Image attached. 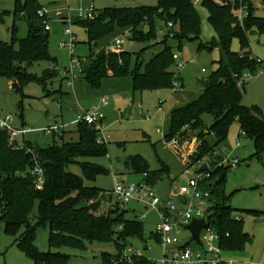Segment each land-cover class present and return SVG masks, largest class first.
I'll use <instances>...</instances> for the list:
<instances>
[{
	"label": "trees",
	"instance_id": "trees-1",
	"mask_svg": "<svg viewBox=\"0 0 264 264\" xmlns=\"http://www.w3.org/2000/svg\"><path fill=\"white\" fill-rule=\"evenodd\" d=\"M201 4L208 11L207 20L215 33L211 42L203 45L208 49L217 47L220 58L216 69L206 78L207 85L199 96L171 110L163 139H181L187 132L196 134L199 146L190 156L187 167L200 166L203 162L207 165L206 170L198 172L203 175L200 189L210 192L207 221L220 235L219 244L223 250L240 251L248 236L242 229L241 217L234 215L235 210L225 195L226 171L230 166L223 164L224 158L216 148L226 140L232 123L237 121L238 135L253 141L256 155L264 152V119L261 111L256 105L248 107L242 104L241 89L246 82L241 87L238 84L244 72L255 75L263 69V63L257 61L249 50L248 32L255 28L259 33H264V16L255 14L252 0H234V4L227 6H219L210 0H201ZM241 4L249 10L242 25L232 13V8ZM41 7L38 0L17 1L15 14H21L28 22V34L11 42L0 41V77L17 83L20 92L29 83H37L46 90L47 82L57 74L54 68L45 71L42 76H36L29 73L26 67V63L31 66L38 61L55 63V58L49 52L44 18L38 15ZM156 18H161L165 26L168 22L173 23V38L165 34L160 43L154 42L157 37ZM75 23L84 28L89 46H96L98 40L114 32L115 28H128L131 31L129 38L135 41L161 45L143 71L139 63L132 71L129 70L128 52L101 50L89 62L82 64L79 73L91 87H98L106 77L123 78L130 74L133 91L171 88L174 79L180 76L175 77V71L170 70L174 59L173 47L168 40H175L179 47L182 41L196 40L200 36V18L192 0H158L157 6L105 9L98 11L91 20L77 17ZM142 26H146V30ZM233 39L238 40L239 51L232 50ZM179 81L182 83L181 79ZM204 114L212 116L210 125L204 123ZM21 123L24 125L23 120ZM77 134L76 141L60 144L39 146L25 142L44 171L43 187L37 189L31 173L35 164L31 153L26 151L25 146L20 149L9 146L7 133L0 129V221L4 224V231L12 236L24 228L15 244L33 264H68L70 254L58 249L84 251L92 243L111 244L114 247V253L100 254L103 264H111L131 238L144 239L142 223L136 218L127 219L124 207L120 210L116 206L106 214L98 213L104 198L103 190L86 186L84 179L94 181L108 170L100 164L79 158L106 156L107 143H98L99 133L94 126L78 123ZM73 164L80 167L82 176L66 170ZM127 166L133 173L141 174L142 178L145 174V181L153 187L162 176L170 173L165 163L157 170H150L148 162L140 155L132 156ZM34 207L36 214L33 213ZM252 213L261 215L257 211ZM32 219L35 220L33 224ZM38 227L48 228V247L54 251H40L34 245ZM132 264L154 263L145 257H138L133 258Z\"/></svg>",
	"mask_w": 264,
	"mask_h": 264
},
{
	"label": "rangeland",
	"instance_id": "rangeland-1",
	"mask_svg": "<svg viewBox=\"0 0 264 264\" xmlns=\"http://www.w3.org/2000/svg\"><path fill=\"white\" fill-rule=\"evenodd\" d=\"M17 1L24 0H0V14L3 19L0 21V41L11 42L12 39L24 38L28 34V22L21 14H15ZM192 2L200 18L199 38L192 41L184 40L179 47L175 40H168V44L173 47V53H178L185 63L179 71L183 91L176 93L172 88L133 91L130 74L123 78L106 77L101 80L98 87H91L77 69L73 71L71 68L72 61L84 58L83 62L86 63L101 50L105 51V48L116 38L122 37L126 29L115 28L114 32L98 40L96 46H89L86 44L84 28L75 23L77 8L93 3L98 12L120 7L157 6L158 0H82L80 3L67 0H38L40 6L48 12L49 52L55 58V63L34 62L27 67V71L42 76L45 71L55 68L57 74L47 82L46 90L37 83H29L21 92L12 87L14 81L0 77V115L9 113L14 115L15 126L21 125L23 120L25 128L28 129L23 138L39 146L76 141L77 116L99 107L105 117L102 131L109 136L107 155L98 158H79V160L100 164L107 168L108 172L98 176L94 181L84 179V184L103 190L104 198L101 201L99 214H106L110 208L116 206L120 210L124 207L127 211L125 214L127 219L136 218L142 223L144 239L131 238L127 244L139 249L141 254L154 264H159L162 257V248L153 237H150L158 223L157 213L148 208L140 211L137 209L138 206L133 204L122 207L113 196L111 197L109 191L113 186V177L127 183L142 179L141 174L133 173L127 166L128 160L136 155L142 156L148 162L150 170L161 168L162 163L168 165L169 175L162 176L154 185V191L160 198L168 197L171 189H176L185 184L187 178L198 174L199 165L187 167L190 156L199 146L196 134L187 132L181 139L176 138L178 145L163 141V132L167 128V115L175 105V98L181 99L180 104L197 98L202 87L195 83V78L206 79L216 69L220 58L217 47L212 49L204 47L215 37L214 30L207 20L208 11L202 6L201 0H192ZM253 2L255 5L259 4V0ZM5 12L9 13L4 14ZM255 14L264 16V6L255 9ZM66 16L69 18L68 23H64ZM155 25L157 37L154 42L160 43L166 33V27L161 18L155 19ZM66 29L71 30L76 40L72 51L68 44L69 36L65 34ZM142 29L146 30V26H142ZM248 40L249 50L262 61L264 68V33L252 28L248 32ZM201 45L203 47H200ZM231 48L234 51L240 50L237 39L232 40ZM123 49L130 54L129 70L132 71L139 63L140 70L143 71L151 57L161 49V45L138 42L128 37ZM174 65L175 62L170 66V70L176 71ZM202 69L205 71L203 72ZM72 75L75 77L73 78ZM241 91L242 104L248 107L258 106L264 119V69L259 70L249 79ZM102 100L107 102V106L101 107ZM137 102H140L144 115L138 112ZM202 118L206 125L213 122L211 115L204 114ZM54 123L61 127V134L64 133L62 137L59 136L60 134L44 133L43 130ZM238 133L239 126L235 121L229 129L226 140L216 148L225 161L238 162L226 171L224 191L229 197V205L235 210L234 215L241 217L242 229L248 236V241L242 250L227 254L229 256L226 257L260 261L264 255V152L256 155L253 141L242 135L239 136ZM18 139L21 141L22 137ZM66 170L82 176L80 167L75 164L69 165ZM36 211L34 207L33 213L36 214ZM252 211H257L261 215H254ZM34 221L32 219V224L35 223ZM23 230L24 228L19 234L12 236L4 231V224L0 221V264H33V261L15 244V240ZM48 233L47 227L36 229L34 245L40 251L55 250L48 247ZM179 238L182 244L187 243L192 249L204 251V239L202 245L191 241V233L182 225ZM58 251L70 254L71 263L90 264L92 261L99 263L101 252L112 254L115 249L111 244L92 243L88 244L84 251L69 248H60Z\"/></svg>",
	"mask_w": 264,
	"mask_h": 264
},
{
	"label": "built area",
	"instance_id": "built-area-1",
	"mask_svg": "<svg viewBox=\"0 0 264 264\" xmlns=\"http://www.w3.org/2000/svg\"><path fill=\"white\" fill-rule=\"evenodd\" d=\"M68 2H81L82 0H67ZM219 6H227L229 4H234V0H210ZM253 2V0H252ZM261 6H264V0L259 2ZM254 5V4H253ZM76 16L83 20H91L97 15V9L90 3L88 6H80L76 9ZM233 15L237 18L240 25L243 24L246 16L249 15V10L242 4L232 8ZM38 15L42 18L44 29L49 30L48 25V12L44 7L38 9ZM46 17V18H45ZM69 18L66 16L64 23H68ZM166 33L168 38H173V32L171 28L174 27L172 22L166 24ZM65 34L69 36L68 44L71 48L76 42L70 29L65 30ZM131 35V31L127 28L122 33L121 38H116L107 48L106 52H116L120 53L123 49V44L127 38ZM166 35L163 36V38ZM66 43V42H64ZM173 59L175 62L174 67L176 68L175 77H179V71L184 66V62L181 60L180 55L176 52L173 53ZM84 58L72 61V70H78L80 73L81 66L84 63ZM257 61L262 62L259 58ZM264 69V68H263ZM262 70V69H261ZM204 72L205 70L202 69ZM254 75L251 72H244L238 79V84L241 85L251 79ZM74 78L75 76L72 75ZM176 93L178 91H183V84L179 79H174L171 87ZM102 104L106 105L107 102L102 100ZM139 111L143 114L142 108ZM144 115V114H143ZM103 114L100 112L99 107H94L93 109L83 112L77 116L76 123H84L86 125L94 126L98 130V143H107L109 136L103 133ZM15 117L12 114L0 115V129L5 131L8 136V145L12 148L20 149L25 146L23 136L26 134L27 130L22 126L14 125ZM45 134L61 135V127L57 124L48 125L44 130ZM159 132V129H157ZM59 135V136H60ZM22 140L19 141V137ZM164 137V132H163ZM173 138L170 141L175 145H178V140ZM26 147V146H25ZM26 151L31 153L32 159L35 164L31 169V173L34 176V183L37 189H41L44 184V171L37 164L35 156L33 155L32 149L26 147ZM238 162L234 161L232 163L223 160L224 165H229L230 167L236 165ZM203 178L201 174H195L187 178L186 183L180 185L176 189H171L169 196L166 198H160L154 191V187L145 181V174L140 181L137 182H124L118 181L113 177V186L109 191L111 197L115 198L120 206H125L127 204H133L138 206V210H143L148 208L149 210H154L158 215V223L156 224L155 230L153 231V238L162 248V257L159 264H264V255L260 261H242L236 258H229L225 256V250L220 247V235L211 227L207 221L206 215L210 206V192L208 190L200 189V182ZM183 206V207H182ZM196 219H204L205 226L201 229L199 234V242L190 238L191 241L202 245V240L204 239V251L198 249H192L187 245L182 244L179 238L180 226L188 225L191 221ZM238 219V217H237ZM189 240V241H190ZM147 248V246L145 245ZM144 257L140 250L133 248L131 244L125 245L122 252L119 253L118 257L113 258L111 264H132L133 258ZM151 261V260H150ZM68 264H74L69 262ZM90 264H103L101 261L99 263L92 261Z\"/></svg>",
	"mask_w": 264,
	"mask_h": 264
},
{
	"label": "water",
	"instance_id": "water-1",
	"mask_svg": "<svg viewBox=\"0 0 264 264\" xmlns=\"http://www.w3.org/2000/svg\"><path fill=\"white\" fill-rule=\"evenodd\" d=\"M29 66V63H26V67ZM195 83L200 85L202 88H205L207 85V81L204 78H195ZM13 88H16L17 90L18 88V84L17 83H13L12 84ZM207 169V165L205 162H203L199 168L197 169L198 172L200 171H204ZM205 226V221L204 219H196L191 221L188 225L185 226V229H187L190 233H191V237L193 240H195L196 242H199V234L201 229Z\"/></svg>",
	"mask_w": 264,
	"mask_h": 264
},
{
	"label": "crops",
	"instance_id": "crops-1",
	"mask_svg": "<svg viewBox=\"0 0 264 264\" xmlns=\"http://www.w3.org/2000/svg\"><path fill=\"white\" fill-rule=\"evenodd\" d=\"M259 2H260V0H259ZM253 4H254V2H253ZM260 3L258 4V5H255L254 4V7H255V9H257V8H260ZM177 95V94H176ZM174 97H176V96H174ZM180 100L181 99H179V98H175V105H173V107L170 109V111L168 112V117H167V122H168V119H169V116H170V113H171V110L175 107V106H177V105H180ZM100 104H101V107H103V106H107V104L106 105H103L102 104V101L100 102ZM138 105H140V102H137L136 103V107H137V109H138V112H140L139 111V107H138ZM141 106V105H140ZM142 108V107H141ZM141 114V113H140ZM143 115V114H142ZM104 120H105V117H103V122H104ZM166 122V121H165ZM21 125L25 128V126L23 125V123H21ZM167 125V124H166ZM26 129V128H25ZM26 130H28V129H26ZM165 130H166V128H165ZM164 130V131H165ZM28 132V131H27ZM26 132V133H27ZM25 136V135H24ZM23 140H24V143L26 142V141H30V140H28V139H25V138H23ZM30 142H32V141H30ZM34 143V142H33ZM232 252H234V251H226L225 252V256H229V255H227V254H230V253H232ZM231 257V256H230ZM232 258H236V259H238V260H242V261H249V260H245V259H243V258H240V257H232Z\"/></svg>",
	"mask_w": 264,
	"mask_h": 264
}]
</instances>
